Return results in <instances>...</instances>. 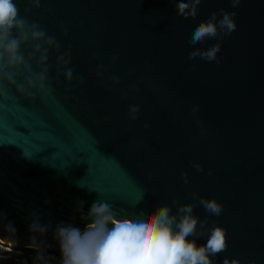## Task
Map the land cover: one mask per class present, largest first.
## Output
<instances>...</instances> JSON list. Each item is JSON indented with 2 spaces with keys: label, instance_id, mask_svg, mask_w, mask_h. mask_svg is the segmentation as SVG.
Instances as JSON below:
<instances>
[{
  "label": "water",
  "instance_id": "water-1",
  "mask_svg": "<svg viewBox=\"0 0 264 264\" xmlns=\"http://www.w3.org/2000/svg\"><path fill=\"white\" fill-rule=\"evenodd\" d=\"M15 2L60 50L49 51L50 92L0 87V244L37 256L43 241L44 257L59 258L53 230L61 222L83 229L81 201L85 214L93 201L107 202L117 219L125 211L146 219L164 204L175 214L190 203L206 224L189 239L204 244L214 226L226 229L214 264H264V0L236 8L201 0L187 19L177 0ZM220 9L236 12V30L190 44ZM216 43L219 63L189 58ZM65 52L71 62L58 64ZM32 68L42 66L34 59ZM131 106L139 107L135 120ZM200 197L220 202V215ZM34 214L51 224L43 237L29 232Z\"/></svg>",
  "mask_w": 264,
  "mask_h": 264
},
{
  "label": "clouds",
  "instance_id": "clouds-1",
  "mask_svg": "<svg viewBox=\"0 0 264 264\" xmlns=\"http://www.w3.org/2000/svg\"><path fill=\"white\" fill-rule=\"evenodd\" d=\"M34 7L40 6V0H31ZM241 0H231L236 8ZM201 0H177V15L184 18L195 17L200 11ZM29 11V9H25ZM235 11L220 9L219 13L212 12L207 21H202L194 29L190 44H200L207 39H222L231 35L237 28L234 20ZM219 17V18H218ZM65 35L67 32L65 31ZM29 46L30 51H22ZM60 50V44L54 36L48 35L38 23L29 21L21 16L20 8L15 0H0V87L6 84L15 86L17 91L24 93L31 89L51 91L47 84L49 51ZM221 43L201 50L193 49L189 58L199 57L202 60L220 62L218 53ZM69 52L57 57L68 65L71 61L66 59ZM35 59L38 66H42L38 74L33 73L32 61ZM116 57H113L115 62ZM100 75L101 73H97ZM65 78L70 82L73 79V69L67 68ZM23 77V79H18ZM119 83L118 79H115ZM82 84L83 81L81 80ZM196 111V108L193 109ZM138 106H131L129 116L132 120L137 118ZM147 127V125H145ZM198 171L203 168L196 164ZM211 175V173H209ZM184 182L188 183L187 174ZM79 186V185H78ZM48 203L47 200L44 201ZM200 204L206 212L220 215L223 205L215 198L200 197ZM178 203V201H174ZM78 212L85 222L83 229L74 223H58L53 230V239L58 245L59 264H214L213 257L227 248L226 229L214 226L207 241L197 244L195 237L197 225L204 228L205 221L193 214L192 204H180L175 214L168 204L158 206L155 211L147 213V218H115L112 207L104 201L95 200L87 213L83 212V202H79ZM35 219L29 224L30 233L45 236L51 228L50 223H41V218L34 214ZM37 237H32L36 240ZM38 255L36 259H44L43 241L36 243ZM56 259V257H50ZM223 264H241L237 259H224ZM254 264V262H249Z\"/></svg>",
  "mask_w": 264,
  "mask_h": 264
},
{
  "label": "trees",
  "instance_id": "trees-1",
  "mask_svg": "<svg viewBox=\"0 0 264 264\" xmlns=\"http://www.w3.org/2000/svg\"><path fill=\"white\" fill-rule=\"evenodd\" d=\"M21 250L22 253L9 250H6V253H0V264H59V258L50 259V257H45L38 260L36 259L37 256L27 255L25 248ZM3 254H7L8 257H3Z\"/></svg>",
  "mask_w": 264,
  "mask_h": 264
},
{
  "label": "rangeland",
  "instance_id": "rangeland-1",
  "mask_svg": "<svg viewBox=\"0 0 264 264\" xmlns=\"http://www.w3.org/2000/svg\"><path fill=\"white\" fill-rule=\"evenodd\" d=\"M6 250H9V251H16V252H21L22 253V250L21 249H17V250H11V249H9L8 247H4V246H1L0 245V253H6L5 251ZM11 255H13L12 253H11ZM3 257H8V255L7 254H3ZM19 257V256H18Z\"/></svg>",
  "mask_w": 264,
  "mask_h": 264
},
{
  "label": "bare ground",
  "instance_id": "bare-ground-1",
  "mask_svg": "<svg viewBox=\"0 0 264 264\" xmlns=\"http://www.w3.org/2000/svg\"><path fill=\"white\" fill-rule=\"evenodd\" d=\"M1 246L7 247L8 245L6 243H1Z\"/></svg>",
  "mask_w": 264,
  "mask_h": 264
}]
</instances>
